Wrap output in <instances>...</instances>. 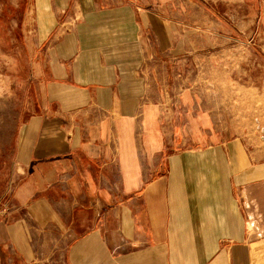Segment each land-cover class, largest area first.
Returning <instances> with one entry per match:
<instances>
[{"label":"crops","instance_id":"0c3cea01","mask_svg":"<svg viewBox=\"0 0 264 264\" xmlns=\"http://www.w3.org/2000/svg\"><path fill=\"white\" fill-rule=\"evenodd\" d=\"M241 1L0 0V264H264V139L195 86Z\"/></svg>","mask_w":264,"mask_h":264},{"label":"rangeland","instance_id":"374dc122","mask_svg":"<svg viewBox=\"0 0 264 264\" xmlns=\"http://www.w3.org/2000/svg\"><path fill=\"white\" fill-rule=\"evenodd\" d=\"M181 6L178 8L184 10L185 3ZM202 9L206 13L219 11L224 19H215V23H224L231 32L234 27L236 33L225 40L223 48L218 45L211 51L208 63L197 68L195 78L202 75L204 79L195 86L204 91L205 104L212 112L220 113L231 131L234 126L238 132L261 141L264 139V0H242L235 8L227 2L215 9L197 3L194 10L202 13ZM233 13L236 14L234 21L230 17ZM214 42L221 44L223 40ZM9 90H12L11 82L0 76V122L7 124L14 122V114H4L5 108L11 106L10 100L5 98ZM0 133L3 141L10 138L11 132ZM7 159L8 156L0 155L1 171L9 169Z\"/></svg>","mask_w":264,"mask_h":264}]
</instances>
